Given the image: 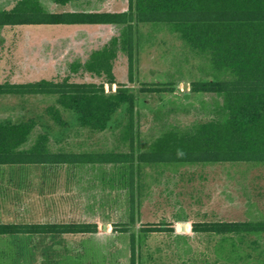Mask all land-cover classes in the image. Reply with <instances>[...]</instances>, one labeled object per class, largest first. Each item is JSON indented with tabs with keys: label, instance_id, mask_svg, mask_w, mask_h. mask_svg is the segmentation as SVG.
I'll return each instance as SVG.
<instances>
[{
	"label": "rangeland",
	"instance_id": "1",
	"mask_svg": "<svg viewBox=\"0 0 264 264\" xmlns=\"http://www.w3.org/2000/svg\"><path fill=\"white\" fill-rule=\"evenodd\" d=\"M16 1L0 0V9ZM41 1L56 13L129 9V0ZM137 27L135 81L129 80L126 52L119 51L115 65L117 82L127 83L136 96L133 143L123 139L129 118L125 103L104 131H93L79 124L75 111L61 108L66 124L54 120L48 109L57 104L54 95H0L1 120L37 121L25 147L47 132L52 151L116 150L129 153L132 161L89 163L48 174L41 165L0 168V191L6 188L12 194L0 199V221L99 225L97 232L87 234L0 236V264H132V233L136 264H264V233H199L192 226L195 221L264 220V163L138 161L139 154L171 128L187 130L202 121L225 120L224 95L194 92L192 83L232 75L217 71L208 54L192 49L169 25ZM123 28L117 23L0 26V83L67 75L76 81L100 82L102 77L89 72L73 73L70 65L87 61ZM155 83L171 90L141 92V86ZM109 85L108 91L116 90L117 83ZM148 225L173 226L174 231L145 234L142 229Z\"/></svg>",
	"mask_w": 264,
	"mask_h": 264
},
{
	"label": "trees",
	"instance_id": "2",
	"mask_svg": "<svg viewBox=\"0 0 264 264\" xmlns=\"http://www.w3.org/2000/svg\"><path fill=\"white\" fill-rule=\"evenodd\" d=\"M54 1L66 4L77 0ZM107 23L123 24L124 28L102 48L94 50L87 61H74L70 65L73 73L83 70L102 77V81H76L70 75L60 79L5 81L0 83V95H54L57 104L48 108L54 120L66 124L61 108L75 111L79 124L93 131H104L125 103L129 118L123 139L133 143L136 96L127 83L117 82L116 60L120 50L126 52L129 80L134 82L139 51L138 24H166L192 49L208 54L217 71L231 73L230 79L192 83L194 92L222 93L227 118L202 121L187 130L171 128L156 138L149 150L140 153L138 161L149 164L264 163V0H129L126 11L59 13L49 12L41 0H17L12 7L0 9V26ZM107 83H117L116 90L108 91ZM140 90L147 93L171 89L163 83H155L145 84ZM36 126L34 118L0 119V168L41 165L48 174L89 163L132 162L129 153L116 150L52 151L47 132L41 133L30 147H25ZM133 173L132 168L130 177L134 186ZM2 186L0 182L1 189ZM192 226L199 233H264V220L195 221ZM98 229V223L90 221H0L3 236L60 237L95 233ZM142 230L149 234L174 231V227L148 225ZM136 257V237L132 233V264H136Z\"/></svg>",
	"mask_w": 264,
	"mask_h": 264
},
{
	"label": "crops",
	"instance_id": "3",
	"mask_svg": "<svg viewBox=\"0 0 264 264\" xmlns=\"http://www.w3.org/2000/svg\"><path fill=\"white\" fill-rule=\"evenodd\" d=\"M12 194L10 192H7L5 189L0 191V199H2L3 201H5L7 198L11 197ZM4 204V203H3ZM1 237H6L5 235H0Z\"/></svg>",
	"mask_w": 264,
	"mask_h": 264
},
{
	"label": "water",
	"instance_id": "4",
	"mask_svg": "<svg viewBox=\"0 0 264 264\" xmlns=\"http://www.w3.org/2000/svg\"><path fill=\"white\" fill-rule=\"evenodd\" d=\"M110 88H113V84L109 85ZM186 228V224L184 223V229Z\"/></svg>",
	"mask_w": 264,
	"mask_h": 264
}]
</instances>
